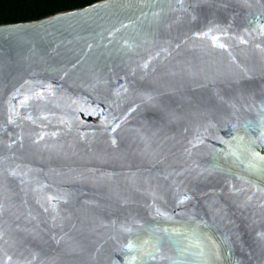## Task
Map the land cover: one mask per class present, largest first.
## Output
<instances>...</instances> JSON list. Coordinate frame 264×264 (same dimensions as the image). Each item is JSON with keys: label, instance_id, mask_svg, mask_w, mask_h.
<instances>
[{"label": "water", "instance_id": "obj_1", "mask_svg": "<svg viewBox=\"0 0 264 264\" xmlns=\"http://www.w3.org/2000/svg\"><path fill=\"white\" fill-rule=\"evenodd\" d=\"M0 264H264V0L1 24Z\"/></svg>", "mask_w": 264, "mask_h": 264}, {"label": "trees", "instance_id": "obj_2", "mask_svg": "<svg viewBox=\"0 0 264 264\" xmlns=\"http://www.w3.org/2000/svg\"><path fill=\"white\" fill-rule=\"evenodd\" d=\"M96 1L98 0H0V25L36 20Z\"/></svg>", "mask_w": 264, "mask_h": 264}]
</instances>
